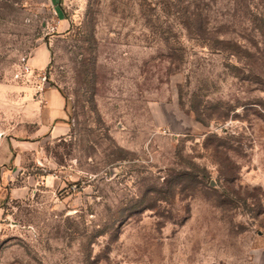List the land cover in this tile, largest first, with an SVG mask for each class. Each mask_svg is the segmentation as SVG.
I'll return each mask as SVG.
<instances>
[{
	"label": "rangeland",
	"instance_id": "374dc122",
	"mask_svg": "<svg viewBox=\"0 0 264 264\" xmlns=\"http://www.w3.org/2000/svg\"><path fill=\"white\" fill-rule=\"evenodd\" d=\"M264 264V0H0V264Z\"/></svg>",
	"mask_w": 264,
	"mask_h": 264
},
{
	"label": "trees",
	"instance_id": "16d2710c",
	"mask_svg": "<svg viewBox=\"0 0 264 264\" xmlns=\"http://www.w3.org/2000/svg\"><path fill=\"white\" fill-rule=\"evenodd\" d=\"M88 260H90L89 261V264H97L98 263V260H95V259L94 260L93 259L91 260L90 257H88Z\"/></svg>",
	"mask_w": 264,
	"mask_h": 264
}]
</instances>
